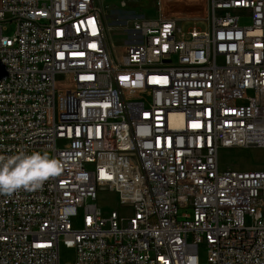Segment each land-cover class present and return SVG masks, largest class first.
<instances>
[{
    "label": "built area",
    "instance_id": "obj_1",
    "mask_svg": "<svg viewBox=\"0 0 264 264\" xmlns=\"http://www.w3.org/2000/svg\"><path fill=\"white\" fill-rule=\"evenodd\" d=\"M177 1L117 47L95 0H0V156L63 164L0 195V264H264V165L220 163L264 149V0Z\"/></svg>",
    "mask_w": 264,
    "mask_h": 264
},
{
    "label": "rangeland",
    "instance_id": "obj_2",
    "mask_svg": "<svg viewBox=\"0 0 264 264\" xmlns=\"http://www.w3.org/2000/svg\"><path fill=\"white\" fill-rule=\"evenodd\" d=\"M124 0H95L101 14L105 33L115 46L123 47L131 39V20L139 15L147 18L159 16L157 0H125L126 6L122 5ZM175 7H195L198 3L195 0H179ZM243 24H249L250 20L242 19ZM183 31H188L194 26L207 30L208 21L185 20L180 22ZM15 31V24H8L4 34L12 36ZM46 154L53 158L52 152ZM220 163L223 168L255 169L264 165V149L260 148H231L220 151ZM96 203L106 210H117L126 213L127 209L121 206L118 194L112 191H100ZM62 264H74L75 252L72 249L62 247Z\"/></svg>",
    "mask_w": 264,
    "mask_h": 264
},
{
    "label": "clouds",
    "instance_id": "obj_3",
    "mask_svg": "<svg viewBox=\"0 0 264 264\" xmlns=\"http://www.w3.org/2000/svg\"><path fill=\"white\" fill-rule=\"evenodd\" d=\"M62 168L61 161L46 153L20 152L9 157L0 156V195L11 196L21 189H40L49 178L59 175Z\"/></svg>",
    "mask_w": 264,
    "mask_h": 264
},
{
    "label": "bare ground",
    "instance_id": "obj_4",
    "mask_svg": "<svg viewBox=\"0 0 264 264\" xmlns=\"http://www.w3.org/2000/svg\"><path fill=\"white\" fill-rule=\"evenodd\" d=\"M174 5V3H170V2H166L165 3V9L166 10H169V9H174V7H172Z\"/></svg>",
    "mask_w": 264,
    "mask_h": 264
},
{
    "label": "crops",
    "instance_id": "obj_5",
    "mask_svg": "<svg viewBox=\"0 0 264 264\" xmlns=\"http://www.w3.org/2000/svg\"><path fill=\"white\" fill-rule=\"evenodd\" d=\"M222 151V150H221Z\"/></svg>",
    "mask_w": 264,
    "mask_h": 264
}]
</instances>
